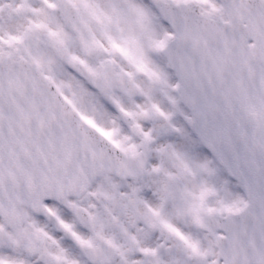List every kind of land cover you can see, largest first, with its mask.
Instances as JSON below:
<instances>
[{
    "label": "snow or ice",
    "instance_id": "6c2138e0",
    "mask_svg": "<svg viewBox=\"0 0 264 264\" xmlns=\"http://www.w3.org/2000/svg\"><path fill=\"white\" fill-rule=\"evenodd\" d=\"M0 264H264V0H0Z\"/></svg>",
    "mask_w": 264,
    "mask_h": 264
}]
</instances>
